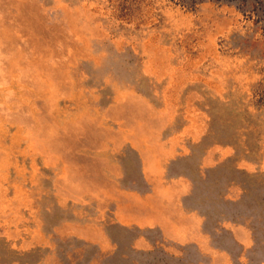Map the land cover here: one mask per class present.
I'll return each mask as SVG.
<instances>
[{"label":"rangeland","instance_id":"rangeland-1","mask_svg":"<svg viewBox=\"0 0 264 264\" xmlns=\"http://www.w3.org/2000/svg\"><path fill=\"white\" fill-rule=\"evenodd\" d=\"M0 264H264V0H0Z\"/></svg>","mask_w":264,"mask_h":264}]
</instances>
